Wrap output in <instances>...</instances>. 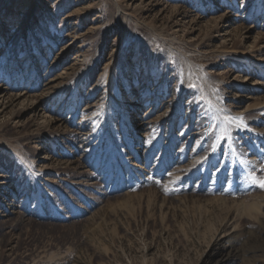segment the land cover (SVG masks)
Returning a JSON list of instances; mask_svg holds the SVG:
<instances>
[{
    "label": "rangeland",
    "instance_id": "rangeland-1",
    "mask_svg": "<svg viewBox=\"0 0 264 264\" xmlns=\"http://www.w3.org/2000/svg\"><path fill=\"white\" fill-rule=\"evenodd\" d=\"M253 175L264 0H0V264H264Z\"/></svg>",
    "mask_w": 264,
    "mask_h": 264
},
{
    "label": "snow or ice",
    "instance_id": "snow-or-ice-1",
    "mask_svg": "<svg viewBox=\"0 0 264 264\" xmlns=\"http://www.w3.org/2000/svg\"><path fill=\"white\" fill-rule=\"evenodd\" d=\"M251 181L258 187H260L262 190H264V178H257L256 176H251Z\"/></svg>",
    "mask_w": 264,
    "mask_h": 264
},
{
    "label": "bare ground",
    "instance_id": "bare-ground-1",
    "mask_svg": "<svg viewBox=\"0 0 264 264\" xmlns=\"http://www.w3.org/2000/svg\"><path fill=\"white\" fill-rule=\"evenodd\" d=\"M18 94H20V93H18ZM231 232V231H230Z\"/></svg>",
    "mask_w": 264,
    "mask_h": 264
}]
</instances>
